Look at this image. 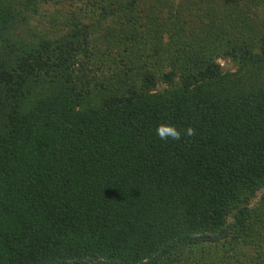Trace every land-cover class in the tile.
Listing matches in <instances>:
<instances>
[{
  "label": "trees",
  "instance_id": "obj_1",
  "mask_svg": "<svg viewBox=\"0 0 264 264\" xmlns=\"http://www.w3.org/2000/svg\"><path fill=\"white\" fill-rule=\"evenodd\" d=\"M0 264H264V0H0Z\"/></svg>",
  "mask_w": 264,
  "mask_h": 264
},
{
  "label": "clouds",
  "instance_id": "obj_2",
  "mask_svg": "<svg viewBox=\"0 0 264 264\" xmlns=\"http://www.w3.org/2000/svg\"><path fill=\"white\" fill-rule=\"evenodd\" d=\"M196 129L191 126L187 127L183 131V135L194 136L196 134ZM157 135L161 140L180 141L182 139V132L175 125L171 123H161L156 129Z\"/></svg>",
  "mask_w": 264,
  "mask_h": 264
},
{
  "label": "rangeland",
  "instance_id": "obj_3",
  "mask_svg": "<svg viewBox=\"0 0 264 264\" xmlns=\"http://www.w3.org/2000/svg\"><path fill=\"white\" fill-rule=\"evenodd\" d=\"M222 64H224L225 66H227V64H226V63H224V62H222Z\"/></svg>",
  "mask_w": 264,
  "mask_h": 264
}]
</instances>
